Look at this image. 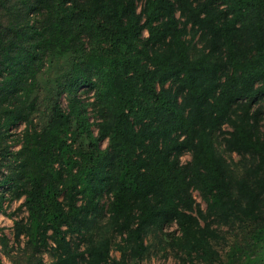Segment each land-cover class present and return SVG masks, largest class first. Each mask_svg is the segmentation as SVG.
<instances>
[{"label":"trees","instance_id":"obj_1","mask_svg":"<svg viewBox=\"0 0 264 264\" xmlns=\"http://www.w3.org/2000/svg\"><path fill=\"white\" fill-rule=\"evenodd\" d=\"M58 67L57 94L39 100L40 75ZM86 86L100 104L82 100ZM263 120L264 0H0V189L13 182L26 195L19 260L42 264L49 252L54 264H127L107 243L82 251L68 238L83 234L108 188L111 226L138 256L148 227L175 223L203 264H264ZM218 133L249 156L241 174L218 157Z\"/></svg>","mask_w":264,"mask_h":264},{"label":"rangeland","instance_id":"obj_2","mask_svg":"<svg viewBox=\"0 0 264 264\" xmlns=\"http://www.w3.org/2000/svg\"><path fill=\"white\" fill-rule=\"evenodd\" d=\"M148 34L145 33L144 37ZM64 68H53L49 71L43 72L38 79V95L39 100H46L49 93H54V88L57 85V81L64 76ZM81 98L86 104H100V94L96 90L90 89L88 86L83 87L81 90ZM64 110L68 109L69 102L67 94H63L60 100ZM45 107L41 106L43 111ZM97 107L88 108V117H90L91 123L97 124L100 120L96 116ZM40 110V111H41ZM43 113V112H41ZM34 123L37 126L42 127L45 125V116L43 114H34ZM262 130L264 131V120L261 123ZM26 125L24 123L19 124L17 128L11 131L12 137L9 139L10 149L17 151L21 145L20 139ZM95 136L98 137V127L93 126ZM229 127L225 128V131H230ZM227 135L218 133L216 135L215 146L217 148L218 157H220L224 163L225 169L229 175L241 174L242 167L249 156L238 155L236 153L229 152L223 142L224 137ZM102 150L108 147V142L99 143ZM191 154L186 153L181 157L182 165H187L191 162ZM8 162V160H7ZM97 174L100 173V160L96 161ZM98 188L99 186H94ZM22 188H17V185L13 182L8 183L0 189V259L3 264H29L27 258L22 260L18 259V255L22 256L23 251H27L28 238L24 235H19V227L26 225L28 222V210L25 204L26 195L19 198L18 193H22ZM99 211L88 218L87 226L82 235L74 234L69 235L68 238L74 245H78L82 251L92 244H109L111 257L118 261L127 259V264H203L200 258L193 256L190 258L186 249L183 248L180 241V231L175 223L165 224H153L148 227L144 233V242L147 247L146 252L143 255L138 256L134 254L130 246L127 245V235H122L115 228L111 226L109 221L110 208L112 203V193L105 188L103 192H99ZM96 195V196H97ZM196 203L200 204L204 211H206V203L198 191L193 192ZM87 201V197H86ZM209 222H215L217 225V219L211 217ZM226 238L232 240L234 238V232L227 228H222ZM225 246H222V251H225ZM6 251H11L10 255L14 256V262H12L7 256ZM46 251H51L48 247ZM19 253V254H18ZM126 254V256H125ZM29 259L30 257L26 255ZM24 257V256H23ZM42 264H54L55 260L49 252L42 255ZM31 264H41L38 258H31Z\"/></svg>","mask_w":264,"mask_h":264}]
</instances>
